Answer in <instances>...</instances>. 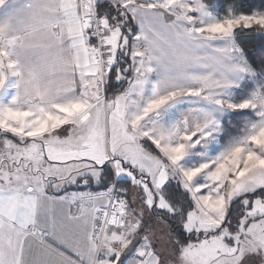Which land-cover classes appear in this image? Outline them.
<instances>
[{"label":"snow or ice","instance_id":"1","mask_svg":"<svg viewBox=\"0 0 264 264\" xmlns=\"http://www.w3.org/2000/svg\"><path fill=\"white\" fill-rule=\"evenodd\" d=\"M0 264H264V0H0Z\"/></svg>","mask_w":264,"mask_h":264}]
</instances>
